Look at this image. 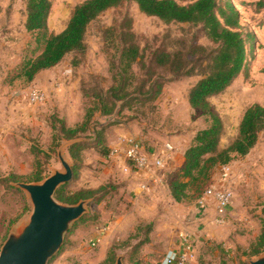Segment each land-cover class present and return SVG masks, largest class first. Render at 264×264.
<instances>
[{
	"label": "rangeland",
	"instance_id": "374dc122",
	"mask_svg": "<svg viewBox=\"0 0 264 264\" xmlns=\"http://www.w3.org/2000/svg\"><path fill=\"white\" fill-rule=\"evenodd\" d=\"M83 1L51 0L49 31H62L74 7ZM232 1L255 42L246 70L210 98L224 123L221 149L238 135L245 110L255 103L264 105V3ZM26 19L27 0H0V251L12 229L23 226L33 210L29 193L17 183L42 182L55 170H63L62 149L77 169L76 178L60 186H66L65 194L78 189L94 193L86 198L88 212L72 226L49 264H115L119 255L124 264H163L168 252L180 248L182 230L193 239L194 258L188 264H250L264 254V247L258 255L251 254L264 228V131L248 154L233 155L230 161L234 200L221 224L213 220V208L200 211L198 200L218 182L222 164L212 169L208 181L190 186L188 197L177 201L168 180L179 163L173 160L169 166L167 160L157 171L164 186L134 191L143 177L129 167L127 158L122 163L117 155L105 157L92 143L96 132L107 148L117 149L127 136L152 152H163L167 143L172 144L171 159L186 150L196 133L210 124L209 117L188 101L191 87L209 72L218 48L202 24L168 23L142 13L135 1L124 0L91 22L85 50L69 53L29 81L15 77L22 61L39 53ZM124 38L134 39L144 58L132 65L131 95L117 101L113 114L102 115L98 95L107 96L117 84ZM158 52L170 53L173 64L156 66L153 59ZM158 84L159 94L144 100ZM30 86L45 92V102L29 103ZM123 102L127 103L120 109ZM86 118L88 129L75 138L61 132L63 122L75 127ZM81 141L89 145L76 160L69 147ZM55 198L74 204L59 199L57 193Z\"/></svg>",
	"mask_w": 264,
	"mask_h": 264
},
{
	"label": "trees",
	"instance_id": "16d2710c",
	"mask_svg": "<svg viewBox=\"0 0 264 264\" xmlns=\"http://www.w3.org/2000/svg\"><path fill=\"white\" fill-rule=\"evenodd\" d=\"M124 0H84L78 3L66 27L58 32H50L48 17L51 11V0H27L26 29L33 35L38 54L26 57L19 66L15 77L23 76L32 81L43 70L59 64L65 56L86 48L85 36L89 25L106 10L120 5ZM140 11L148 16H155L165 22H180L202 24L208 38L218 48L211 57L209 72L201 77L190 89L188 101L192 108L198 109L210 119V124L200 129L193 142L184 152L183 164L175 168V176L168 180L172 196L177 201L188 197L190 186L204 184L209 180L212 169L217 164H228L233 155H246L255 146L259 135L264 131V105L255 103L244 112L239 124L238 135L225 148H220V141L224 133V123L213 109L210 98L224 91L247 68L249 48L255 42L254 34L247 30L241 21V14L232 0H133ZM259 4L264 0H259ZM143 52L134 39L124 38L120 56L121 71L116 78V85L109 89L108 95L99 94V111L102 115L113 114L117 101L127 99L134 85V74L131 71L135 62L143 60ZM156 66L173 64L174 60L168 52L154 54ZM131 71V72H130ZM131 75V76H128ZM117 76V74H116ZM130 79V80H129ZM157 84V81L155 82ZM156 87V85H155ZM142 89H140L141 91ZM138 91V92H140ZM161 91L150 89L144 100L154 99ZM142 100V98H138ZM127 102H123L120 109ZM119 111V110H118ZM89 116V115H87ZM90 120L86 118L80 125L68 127L64 122L61 132L67 138H75L81 131H86ZM102 128V127H101ZM94 147L108 157L112 148L103 144L100 134L95 132ZM89 142H75L69 150L76 160L80 151ZM74 178L77 175L73 166ZM39 179V176L38 178ZM65 187L57 190V197L70 203H77L90 197L94 190H83L65 194ZM264 247V228L253 244L252 255H258Z\"/></svg>",
	"mask_w": 264,
	"mask_h": 264
},
{
	"label": "water",
	"instance_id": "95a60500",
	"mask_svg": "<svg viewBox=\"0 0 264 264\" xmlns=\"http://www.w3.org/2000/svg\"><path fill=\"white\" fill-rule=\"evenodd\" d=\"M63 170H55L42 182H18L30 196L33 210L28 221L9 233L0 251V264H49L59 253L66 234L88 212V199L63 204L55 198L59 187L73 179V166L59 150ZM264 264V254L249 261ZM115 264H124L119 255Z\"/></svg>",
	"mask_w": 264,
	"mask_h": 264
},
{
	"label": "built area",
	"instance_id": "2783aa9c",
	"mask_svg": "<svg viewBox=\"0 0 264 264\" xmlns=\"http://www.w3.org/2000/svg\"><path fill=\"white\" fill-rule=\"evenodd\" d=\"M27 99L31 104L43 103L46 100L45 92L36 86H30L27 91ZM124 143V152L128 165L135 169L141 176H150L151 180L158 182L155 172L165 168L169 155L172 154L174 146L167 143L163 152L147 151L139 140L133 137H125L121 143ZM121 147L111 150L110 155H118ZM167 155V157L165 156ZM232 175L231 164H224L221 167L218 182L205 189L198 200L201 210L208 207L213 208V220L216 223H224L228 216L230 207L234 200V190L229 184ZM141 189L149 188L147 183L141 184ZM180 248L168 252L163 260V264H188L194 258L193 239L186 231L179 233Z\"/></svg>",
	"mask_w": 264,
	"mask_h": 264
},
{
	"label": "crops",
	"instance_id": "0c3cea01",
	"mask_svg": "<svg viewBox=\"0 0 264 264\" xmlns=\"http://www.w3.org/2000/svg\"><path fill=\"white\" fill-rule=\"evenodd\" d=\"M119 146L121 147V151L119 152V154H118L117 156H119V159H120V161H121L122 163H125V162H126V157H125V152H124V147H125V145H124L123 142L121 143V141H120V142H119ZM184 152H185V150L182 151L181 153H177V155H174L175 157L173 156L172 159L169 157V159H168V160H169V162H168L169 166L173 163V160H174L175 162L179 163L180 165L183 164V162H184V160H185ZM175 162H174V163H175ZM170 163H171V164H170ZM138 174H139V173H138ZM139 176L141 177L140 174H139ZM155 176L157 177L158 182H156V181H154V180H151V179H150V176H147V177L142 176L143 179L140 181L139 186H138V187L134 186V191H137L138 188L141 189L140 186H141L142 183H147V184L149 185V188H154L155 185H157V186H155V188H156V187L159 188V186H164V178H163L158 172H155ZM142 177H141V178H142ZM142 181H143V182H142ZM155 188H154V189H155ZM141 190H142V189H141ZM199 209H200V211H201V208H199ZM202 211H204V209H203Z\"/></svg>",
	"mask_w": 264,
	"mask_h": 264
}]
</instances>
